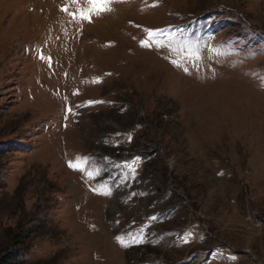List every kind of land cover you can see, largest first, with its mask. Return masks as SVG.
I'll list each match as a JSON object with an SVG mask.
<instances>
[{
    "label": "rangeland",
    "instance_id": "rangeland-1",
    "mask_svg": "<svg viewBox=\"0 0 264 264\" xmlns=\"http://www.w3.org/2000/svg\"><path fill=\"white\" fill-rule=\"evenodd\" d=\"M97 3L0 0V257L264 264V0Z\"/></svg>",
    "mask_w": 264,
    "mask_h": 264
},
{
    "label": "trees",
    "instance_id": "trees-1",
    "mask_svg": "<svg viewBox=\"0 0 264 264\" xmlns=\"http://www.w3.org/2000/svg\"><path fill=\"white\" fill-rule=\"evenodd\" d=\"M13 255L14 252L11 250H8L7 252L3 253L0 257V264H12L10 260L14 258Z\"/></svg>",
    "mask_w": 264,
    "mask_h": 264
},
{
    "label": "snow or ice",
    "instance_id": "snow-or-ice-1",
    "mask_svg": "<svg viewBox=\"0 0 264 264\" xmlns=\"http://www.w3.org/2000/svg\"><path fill=\"white\" fill-rule=\"evenodd\" d=\"M90 3H92V6L94 8H97V9H101L102 8V4L101 3H97V0H89ZM135 161L132 162V164H134ZM125 166H127L129 168L130 171H135L134 168H132L131 164H129V162H124ZM70 167H72L71 164H69Z\"/></svg>",
    "mask_w": 264,
    "mask_h": 264
}]
</instances>
